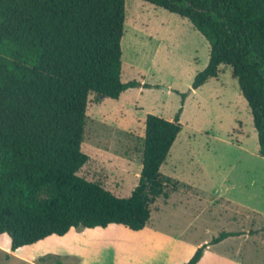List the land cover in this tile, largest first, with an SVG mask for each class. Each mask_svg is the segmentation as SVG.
<instances>
[{
	"label": "trees",
	"instance_id": "1",
	"mask_svg": "<svg viewBox=\"0 0 264 264\" xmlns=\"http://www.w3.org/2000/svg\"><path fill=\"white\" fill-rule=\"evenodd\" d=\"M142 1L186 18L210 43L193 90L218 78L221 66L232 68L264 157V0ZM125 22L126 0H0V238L10 236L15 254L77 229L143 232L152 206L170 197L175 180L161 167L182 131V109L174 121L147 116L142 171L129 197L79 175L90 160L82 150L90 96L119 100L141 86L122 82ZM240 235L222 233L186 264Z\"/></svg>",
	"mask_w": 264,
	"mask_h": 264
},
{
	"label": "rangeland",
	"instance_id": "2",
	"mask_svg": "<svg viewBox=\"0 0 264 264\" xmlns=\"http://www.w3.org/2000/svg\"><path fill=\"white\" fill-rule=\"evenodd\" d=\"M210 51V43L186 18L142 0H126L122 82L141 86L128 89L119 100L97 103L90 96L82 145L90 160L79 175L129 197L142 171L147 116L174 121L182 109V131L161 167L163 175L175 180L167 189L171 198L161 197L152 206L149 228L202 246L224 232L240 233L213 249L236 256L241 264H264V157L231 67L221 66L218 78L193 90ZM49 195L46 190L39 199ZM146 230L77 229L69 239L54 238L17 254L9 250L11 239L5 234L0 264L164 263L162 256L151 254L150 239H136ZM186 255L187 248L171 264Z\"/></svg>",
	"mask_w": 264,
	"mask_h": 264
},
{
	"label": "crops",
	"instance_id": "3",
	"mask_svg": "<svg viewBox=\"0 0 264 264\" xmlns=\"http://www.w3.org/2000/svg\"><path fill=\"white\" fill-rule=\"evenodd\" d=\"M170 198L171 196L168 198V201L170 200ZM144 229H147V232L143 236L136 239H150V251H152L151 254H153V257L162 256L160 258V260L163 258L164 263L162 264H171L176 256L180 254V251L187 248L186 257L179 263L186 264L196 253L198 248L202 246V243L190 244L182 236L173 235L156 227L149 228L148 225ZM142 243L143 242L141 241V244ZM75 254L78 255V253ZM197 264H241V262L236 256L220 253L214 250L211 246L207 248V250L204 252L203 257Z\"/></svg>",
	"mask_w": 264,
	"mask_h": 264
}]
</instances>
